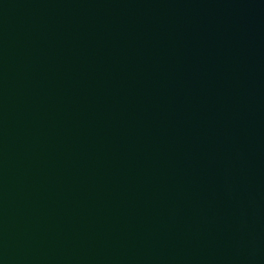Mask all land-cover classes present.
Segmentation results:
<instances>
[{
  "label": "water",
  "instance_id": "95a60500",
  "mask_svg": "<svg viewBox=\"0 0 264 264\" xmlns=\"http://www.w3.org/2000/svg\"><path fill=\"white\" fill-rule=\"evenodd\" d=\"M0 264H189L174 0H0Z\"/></svg>",
  "mask_w": 264,
  "mask_h": 264
}]
</instances>
